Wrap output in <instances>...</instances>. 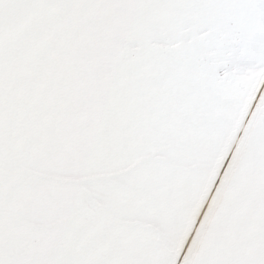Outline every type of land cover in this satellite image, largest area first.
I'll return each mask as SVG.
<instances>
[{
    "label": "snow or ice",
    "instance_id": "1",
    "mask_svg": "<svg viewBox=\"0 0 264 264\" xmlns=\"http://www.w3.org/2000/svg\"><path fill=\"white\" fill-rule=\"evenodd\" d=\"M0 264H264V0H0Z\"/></svg>",
    "mask_w": 264,
    "mask_h": 264
}]
</instances>
